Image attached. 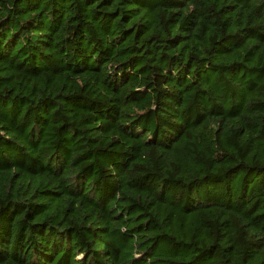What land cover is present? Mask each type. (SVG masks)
<instances>
[{
  "label": "trees",
  "instance_id": "1",
  "mask_svg": "<svg viewBox=\"0 0 264 264\" xmlns=\"http://www.w3.org/2000/svg\"><path fill=\"white\" fill-rule=\"evenodd\" d=\"M0 264H264V0H0Z\"/></svg>",
  "mask_w": 264,
  "mask_h": 264
}]
</instances>
